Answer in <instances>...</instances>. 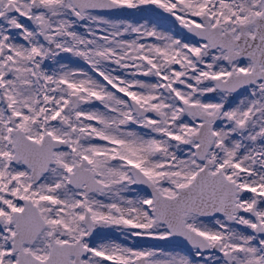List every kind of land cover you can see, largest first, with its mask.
<instances>
[{"label": "snow or ice", "instance_id": "1", "mask_svg": "<svg viewBox=\"0 0 264 264\" xmlns=\"http://www.w3.org/2000/svg\"><path fill=\"white\" fill-rule=\"evenodd\" d=\"M0 264H264V0H0Z\"/></svg>", "mask_w": 264, "mask_h": 264}]
</instances>
